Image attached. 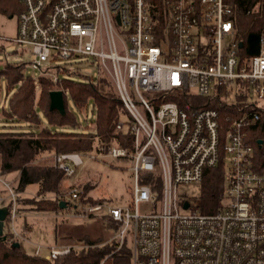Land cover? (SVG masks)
Listing matches in <instances>:
<instances>
[{
    "label": "built area",
    "instance_id": "2783aa9c",
    "mask_svg": "<svg viewBox=\"0 0 264 264\" xmlns=\"http://www.w3.org/2000/svg\"><path fill=\"white\" fill-rule=\"evenodd\" d=\"M232 1L162 0L158 8L153 0H17L9 40L29 48L31 66L56 82L43 63L91 58L128 116L115 128L130 134L129 147L98 140L84 153L55 152L52 162L73 180L56 198L76 217L110 219L116 227L107 241L129 245L131 264H264V34L257 52L241 59ZM107 157L131 162L128 205L80 200L83 158ZM220 161L219 209L204 213L182 199L189 211L180 213L178 185L201 183ZM19 193L0 176L8 241L21 245L28 239L17 224ZM46 248L52 260L73 247Z\"/></svg>",
    "mask_w": 264,
    "mask_h": 264
},
{
    "label": "trees",
    "instance_id": "16d2710c",
    "mask_svg": "<svg viewBox=\"0 0 264 264\" xmlns=\"http://www.w3.org/2000/svg\"><path fill=\"white\" fill-rule=\"evenodd\" d=\"M158 8L162 0H153ZM232 20L235 27V38L238 43L237 53L242 59L255 54L261 34H264V0H233ZM21 5L17 0H0V12L4 14L18 13ZM161 19V15L159 16ZM23 63H5L0 68V99L2 90L5 95L11 92L7 107L0 109V118L5 122L27 123L38 127L37 130H0V176L10 172L17 173L15 189L23 192L30 184H37L36 193L31 197L18 196V210H31L57 214L65 208L59 207L56 195L61 192V181L65 178L52 162L37 161L44 152L76 151L87 152L96 141L129 147V133L117 131L115 125L122 114H126L120 98L110 78L102 69L95 77L86 80H74L69 76H59V72H68L64 66H55L57 81L43 74L36 79L24 76ZM63 91L64 113L49 108V91ZM65 93H68L73 108L77 112H85L91 102L94 119L90 130L64 131L59 128H76L80 125L74 110L69 107ZM213 105V104H211ZM225 108H222V112ZM43 120L45 124H43ZM12 124V125H17ZM223 162L205 169L201 181L198 208L201 212L212 213L219 209L223 192ZM81 187V201H93L85 197L90 185L76 181ZM109 199V198H108ZM109 227L116 225L106 217H101ZM22 231V226L19 227ZM3 234L0 237V264H99L106 255L113 264H129L131 249L123 244L117 248L116 243L106 242L94 244L88 241V247L70 249L55 259L46 260L40 255L24 252L21 246L9 243L6 221L3 223Z\"/></svg>",
    "mask_w": 264,
    "mask_h": 264
},
{
    "label": "rangeland",
    "instance_id": "374dc122",
    "mask_svg": "<svg viewBox=\"0 0 264 264\" xmlns=\"http://www.w3.org/2000/svg\"><path fill=\"white\" fill-rule=\"evenodd\" d=\"M17 13L4 14L0 12V35L8 38L4 42H0L4 53L0 51V68L5 63H23L25 68L23 71L24 76H31L36 79L41 72L39 69L33 68L31 62L33 60V54L30 52L27 46L19 45L9 40L14 37L16 29ZM53 66V67H51ZM55 66H64L68 68V72H59V76H69L74 80H86L89 77H95L100 73L101 68L91 61V58L85 57H72L69 59H58L54 62H45L42 64V68H48L47 73H56ZM45 76H49L43 74ZM11 92L5 95L2 90L0 99V109L2 106L7 107V101ZM66 100L69 107L74 110L75 117L80 125L76 128L65 127L59 128L64 131L75 130H90L92 127V121L94 119V112L91 111V102L89 103L87 110L84 112H77L73 108L72 101L65 93ZM145 98L149 95L143 92ZM232 95L229 99H232ZM128 116L122 114L120 116L121 121H127ZM17 123H8L0 118V130H37L38 127L29 125L25 122L17 125ZM43 124L45 121L43 120ZM51 152L41 153L37 161L42 162L49 160L52 162ZM53 163V162H52ZM131 162L125 158H110L107 157L104 160H93L83 158V164L79 167L76 181L80 183H87L90 185L86 192V197L91 198H110L117 206H125L130 203V189L132 187V174L130 171ZM224 176L226 173V163L223 165ZM6 180L16 187L17 173L10 172L3 176ZM73 182L72 179L64 178L61 181L60 189L64 190L67 185ZM37 184H30L25 187L24 191L19 193L22 197L34 196L37 189ZM201 183L180 184L177 187L179 194V212L186 213L189 209H185L180 206L182 199H187L190 204L197 205L200 195ZM74 209L72 207L65 208L63 212L57 214L49 212H36L31 210H18L17 224L18 227L22 226L24 236L28 241L21 243V249L24 252L32 253L36 247V244H41V255L47 253L46 246L55 245H70L73 248L88 247L89 242L93 241L94 244H104L110 237L113 228L109 227L106 222L100 219V215H94L87 218H79L74 216ZM72 248V249H73ZM99 264H113L108 255L104 256ZM129 264H131L129 262Z\"/></svg>",
    "mask_w": 264,
    "mask_h": 264
},
{
    "label": "water",
    "instance_id": "95a60500",
    "mask_svg": "<svg viewBox=\"0 0 264 264\" xmlns=\"http://www.w3.org/2000/svg\"><path fill=\"white\" fill-rule=\"evenodd\" d=\"M49 108L56 109L61 114L64 113L63 91L61 89H52L49 91ZM58 204L60 208H65L67 206L66 201L64 200H60ZM6 214H7V208L0 207V237L2 238V240L6 239V236L3 234V223ZM13 246L18 247L20 246V244L18 242H15Z\"/></svg>",
    "mask_w": 264,
    "mask_h": 264
}]
</instances>
